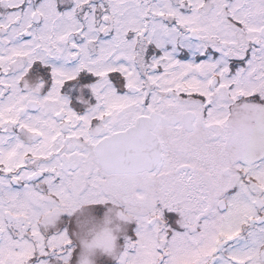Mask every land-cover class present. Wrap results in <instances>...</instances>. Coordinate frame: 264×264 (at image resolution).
<instances>
[{
    "label": "snow or ice",
    "instance_id": "snow-or-ice-1",
    "mask_svg": "<svg viewBox=\"0 0 264 264\" xmlns=\"http://www.w3.org/2000/svg\"><path fill=\"white\" fill-rule=\"evenodd\" d=\"M0 264H264V0H0Z\"/></svg>",
    "mask_w": 264,
    "mask_h": 264
}]
</instances>
